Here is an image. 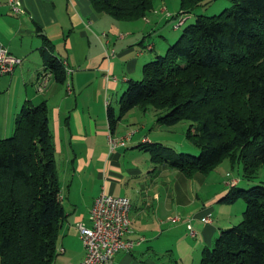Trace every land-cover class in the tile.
<instances>
[{
    "label": "trees",
    "instance_id": "16d2710c",
    "mask_svg": "<svg viewBox=\"0 0 264 264\" xmlns=\"http://www.w3.org/2000/svg\"><path fill=\"white\" fill-rule=\"evenodd\" d=\"M154 1L91 0L98 13L116 20L145 17ZM206 1L184 0L177 17L191 15ZM232 1L219 14L199 15L186 26L163 54L143 65L141 80H128L118 112L107 110L112 135L135 107L155 109L161 125L191 122L188 136L199 155L157 142L137 147L154 164L187 177L208 175L225 158L246 161L241 183L221 198L226 204L244 200L243 220L222 229L214 245L203 249L199 264H264V184L240 186L253 182L264 166V0ZM49 44L41 51L46 69L64 83L62 59L51 54ZM65 219L48 106L27 103L16 116L13 134L0 140V264H54Z\"/></svg>",
    "mask_w": 264,
    "mask_h": 264
},
{
    "label": "crops",
    "instance_id": "0c3cea01",
    "mask_svg": "<svg viewBox=\"0 0 264 264\" xmlns=\"http://www.w3.org/2000/svg\"><path fill=\"white\" fill-rule=\"evenodd\" d=\"M18 2L22 10L15 13L9 0H0V48L22 59L12 74L0 75V140L13 134L25 104L47 103L60 201L66 212L54 264H79L83 259L77 225H91L90 211L102 192L131 200L125 237L144 239L132 250L116 253L109 264H187L188 259L189 264H199L203 249L211 248L222 229L231 227L216 223L221 219L217 207L231 189L226 179L201 198L194 184L203 188L215 171L187 177L166 164H154L148 152L138 149L142 143H153L151 134L161 130L153 108L129 110L114 135L134 132L132 138L113 151L108 144V106L118 112L113 101L119 106L128 80L139 78L143 65L167 49L151 40L158 26L148 34L135 30L126 35L118 31L124 26L121 21L98 13L91 0ZM47 43L55 58L72 67V93L68 80L59 83L52 76L39 88L38 78L48 72L41 53ZM135 47L140 48L137 54ZM232 181L239 185L242 180ZM209 214L212 221L204 223L202 218Z\"/></svg>",
    "mask_w": 264,
    "mask_h": 264
},
{
    "label": "rangeland",
    "instance_id": "374dc122",
    "mask_svg": "<svg viewBox=\"0 0 264 264\" xmlns=\"http://www.w3.org/2000/svg\"><path fill=\"white\" fill-rule=\"evenodd\" d=\"M183 1L184 0H155L153 3L152 10L149 11L145 17L136 18L133 20H119L124 26H119L118 31L123 32L126 35H133L131 31L133 32L135 30H138L141 34H148L149 32L151 33L152 30L158 26L157 30L154 31L153 34L150 36L151 40L153 42H156L157 45L164 44L165 48H168V44L175 42L178 36H180L182 30L186 26L194 23L199 15H216L219 14L225 8L231 7L233 5L232 0H207L206 2H204L207 4L203 3L202 5L191 10V15L180 14L177 17V14H179L182 10ZM182 18L186 19L184 21V24L179 28H175V26ZM112 34L115 35L116 33L112 32ZM162 36H166L165 39ZM138 50H140V48L135 47L134 53L137 54ZM141 79L142 75L139 78H134V80ZM113 104L117 109L120 108V103L118 106L115 99L113 101ZM151 111L154 112L155 110ZM190 125L191 122H188L186 120H182L174 126L161 125V130L156 132L154 130L153 134H151V138H155L152 139L155 140L154 142L172 147L177 152L199 155L200 150L194 145L192 139L188 136V129ZM133 126L136 127L137 125L134 124ZM151 131L152 130L150 128V132ZM245 164L246 161L244 159L239 161H232L230 158H225L223 162L218 165L217 169L214 170L215 172L210 174L211 176L207 179V184L203 188L197 187L196 183L194 184L195 192L200 191V197L203 198V193L210 192V190L214 189L215 184H217V181L220 180L221 183H223L225 179L228 182L229 186L232 188L234 185L237 184V182L230 184V180L233 178L243 179ZM257 184H264V166L258 168L255 180L253 182L249 184L243 181L240 186L242 188H249ZM103 195L110 196L111 194L102 192L98 197H101ZM113 196L118 197V195ZM217 210H220V212L217 213V216L221 217L219 221L218 218L216 221L218 227L225 228L228 226H234L243 220V212L246 210V203L244 200L239 199L235 203H223L221 204V206L217 207ZM77 227L79 229V224L77 225ZM219 235L216 238H218ZM84 258L85 255L83 259ZM189 262L192 261L188 259L187 264H189ZM199 262L200 260L198 261V263Z\"/></svg>",
    "mask_w": 264,
    "mask_h": 264
},
{
    "label": "built area",
    "instance_id": "2783aa9c",
    "mask_svg": "<svg viewBox=\"0 0 264 264\" xmlns=\"http://www.w3.org/2000/svg\"><path fill=\"white\" fill-rule=\"evenodd\" d=\"M15 13L21 12L18 0H9ZM114 52V51H113ZM113 56V53H112ZM22 62L21 58L12 55L4 46L0 48V75L12 74L15 68ZM66 76L68 77V92L72 93V83L69 80L73 73L72 67L67 61L62 60ZM49 72H43L38 78V86L44 88L50 79ZM131 133L124 137H115L109 134L108 144L110 151L125 145L126 140L130 139ZM230 184L235 183L230 180ZM131 200L125 196H106L97 197L90 211L91 225L79 224L81 239L85 248V258L79 264H109L114 255L119 251H130L136 244L144 239L132 240L125 237L126 231L131 224ZM178 219H173L177 221ZM211 215L204 217V223H210ZM192 234L194 231L192 230Z\"/></svg>",
    "mask_w": 264,
    "mask_h": 264
}]
</instances>
